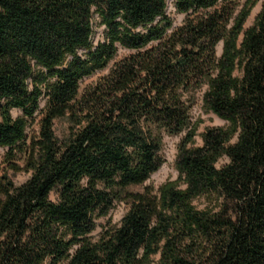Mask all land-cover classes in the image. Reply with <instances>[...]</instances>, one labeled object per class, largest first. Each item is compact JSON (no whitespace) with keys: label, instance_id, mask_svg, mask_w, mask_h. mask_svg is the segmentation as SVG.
<instances>
[{"label":"trees","instance_id":"trees-1","mask_svg":"<svg viewBox=\"0 0 264 264\" xmlns=\"http://www.w3.org/2000/svg\"><path fill=\"white\" fill-rule=\"evenodd\" d=\"M255 4L0 0L2 161L30 176L0 175V264H264V3L244 28ZM199 101L225 124L195 145ZM175 135L179 180L143 185Z\"/></svg>","mask_w":264,"mask_h":264},{"label":"rangeland","instance_id":"rangeland-1","mask_svg":"<svg viewBox=\"0 0 264 264\" xmlns=\"http://www.w3.org/2000/svg\"><path fill=\"white\" fill-rule=\"evenodd\" d=\"M264 0H256L255 6L252 8L250 12V16L245 22L244 28L250 26L253 22L255 17L258 15L257 13L260 11V8ZM176 21L179 22L182 16L175 15ZM100 28L98 29V32ZM98 34V33H97ZM99 34L97 35V37ZM93 77L92 79H94ZM91 82V79L87 80V83ZM193 121L198 123L197 134L194 138L195 145H201L202 139L200 138V134H202L203 130L207 127H217L224 125V121L219 118L218 116L214 115L211 112H208L205 108L202 107L201 101L195 105L193 108ZM18 113L17 110H13L12 114L16 116ZM67 123L64 119L57 120L55 122L54 128L58 137H63V135L67 132ZM182 135H175V136H165L163 141V147L161 150V155L163 156L164 162L163 164L157 169V171L150 176V178L143 184V185H150L157 189V187L165 182H172L179 180V171L176 169V154H177V145L181 141ZM6 149L2 146L0 147V175L2 173H7L8 176L11 177L13 182L18 185L25 182L30 176L29 173L25 171H18L17 173H13L11 170L6 168V165L3 163V155ZM133 190H142V187H131ZM195 201V205L198 208L204 209L207 205L206 198L201 197ZM127 208L125 204H117L109 213L107 217L99 218L97 229L92 234L93 236H97V233L101 230L102 227L117 224L121 217L125 214Z\"/></svg>","mask_w":264,"mask_h":264}]
</instances>
